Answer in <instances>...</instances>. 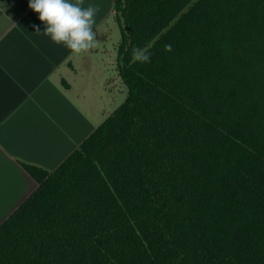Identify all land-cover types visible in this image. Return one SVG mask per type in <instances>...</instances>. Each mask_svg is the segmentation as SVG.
I'll use <instances>...</instances> for the list:
<instances>
[{
  "label": "trees",
  "instance_id": "1",
  "mask_svg": "<svg viewBox=\"0 0 264 264\" xmlns=\"http://www.w3.org/2000/svg\"><path fill=\"white\" fill-rule=\"evenodd\" d=\"M113 19L126 96L53 170L20 162L36 187L0 264H264V0H113Z\"/></svg>",
  "mask_w": 264,
  "mask_h": 264
},
{
  "label": "crops",
  "instance_id": "2",
  "mask_svg": "<svg viewBox=\"0 0 264 264\" xmlns=\"http://www.w3.org/2000/svg\"><path fill=\"white\" fill-rule=\"evenodd\" d=\"M90 4L100 9L98 44L72 54L34 33L44 24L28 0H0V223L36 187L20 162L53 170L105 118L94 115L98 105L89 96H103L107 82L120 79L108 40L113 0H83Z\"/></svg>",
  "mask_w": 264,
  "mask_h": 264
},
{
  "label": "clouds",
  "instance_id": "3",
  "mask_svg": "<svg viewBox=\"0 0 264 264\" xmlns=\"http://www.w3.org/2000/svg\"><path fill=\"white\" fill-rule=\"evenodd\" d=\"M28 7L38 14V19L44 24L41 31L34 25L35 32L48 36L50 40L63 45L72 54L87 53L96 47L95 17L100 9L96 5L83 6V0H28ZM166 52L172 50L171 44L164 46ZM132 60L139 63H148L151 54L147 47H134Z\"/></svg>",
  "mask_w": 264,
  "mask_h": 264
},
{
  "label": "rangeland",
  "instance_id": "4",
  "mask_svg": "<svg viewBox=\"0 0 264 264\" xmlns=\"http://www.w3.org/2000/svg\"><path fill=\"white\" fill-rule=\"evenodd\" d=\"M112 20L113 21L110 22V24H111V27H113V31L108 36L109 37L108 40L109 41L114 40L113 49H115L116 41H118L120 37V32H119V27L117 23L115 22L114 19ZM107 83L108 84L110 83V89H111L110 92H107V93L105 92V94L101 97H98V96L90 97L89 96L90 102L93 100L94 103L96 102V104L98 105L96 111L94 109H91V110H93L94 115H96L98 118H101V119L109 115L116 106L122 103L127 93V88L122 83V81H120V79L119 81H117V78L115 80L112 79V80H109Z\"/></svg>",
  "mask_w": 264,
  "mask_h": 264
}]
</instances>
